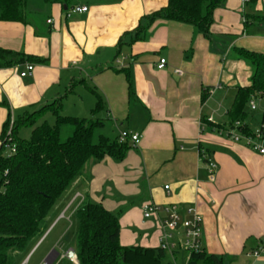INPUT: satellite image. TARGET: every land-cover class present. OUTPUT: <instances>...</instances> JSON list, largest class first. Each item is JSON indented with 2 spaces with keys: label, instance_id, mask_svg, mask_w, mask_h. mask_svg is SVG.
Masks as SVG:
<instances>
[{
  "label": "crops",
  "instance_id": "obj_1",
  "mask_svg": "<svg viewBox=\"0 0 264 264\" xmlns=\"http://www.w3.org/2000/svg\"><path fill=\"white\" fill-rule=\"evenodd\" d=\"M167 1L76 0L88 11L67 18L62 4L28 0L26 22L0 20V48L25 55L0 66V149L9 119L58 99L63 115L100 122L97 141L101 135L117 139L124 130L141 134L122 160L105 156L89 162L56 201L45 234L20 264L41 248L40 261L50 263L60 260L59 245L76 251L78 202L67 207L77 193L120 213L124 246L160 245L162 231L153 217L144 218L145 203L177 204L182 221L195 206L203 217L207 254L223 264H264V257L250 255L264 238V157L221 133L229 128L238 88L251 84L252 65L238 49L264 53V0H226L215 10L209 37L191 24L158 18L144 39L133 41L145 17ZM161 58L167 59L163 69L157 67ZM29 63L33 74L22 76ZM99 96L103 107L94 111ZM69 126H61V138L64 130L73 134ZM209 161L217 165L214 173ZM183 232L181 222L174 240L181 241ZM165 253V263L189 262L182 248Z\"/></svg>",
  "mask_w": 264,
  "mask_h": 264
},
{
  "label": "trees",
  "instance_id": "obj_2",
  "mask_svg": "<svg viewBox=\"0 0 264 264\" xmlns=\"http://www.w3.org/2000/svg\"><path fill=\"white\" fill-rule=\"evenodd\" d=\"M46 4H62L67 9L77 5L76 0H43ZM226 0H168L167 4L147 15L146 25L140 24L133 41L145 38V31L158 18L191 24L206 37L214 22L215 10ZM28 0H0V20L26 22ZM252 65L251 84L240 87L228 111L229 128L240 121L242 132L253 131L246 124V107L253 96H264V53L238 49ZM23 53L0 48V66H9L24 60ZM31 58V57H30ZM128 76V74H127ZM129 83L130 79L128 78ZM209 97L204 93L203 100ZM103 107L98 97L94 111ZM62 101L55 100L32 113L14 120L11 140L5 125L0 149V264H15V253L25 250L46 232V217L56 201L84 175L91 161L110 156L122 160L131 148L129 140L110 139L104 135L94 142L100 122L84 117L65 116ZM55 117L54 124L45 115ZM73 126V134L61 139V126ZM22 126L32 127L30 138H20ZM261 129L264 131V112ZM7 144L15 151L4 156ZM78 225L76 253L80 264H171L165 263L166 253L160 247L124 246L120 242V213H112L102 204L83 201L74 214ZM188 264H223L220 257L207 254L204 249L193 252Z\"/></svg>",
  "mask_w": 264,
  "mask_h": 264
},
{
  "label": "built area",
  "instance_id": "obj_3",
  "mask_svg": "<svg viewBox=\"0 0 264 264\" xmlns=\"http://www.w3.org/2000/svg\"><path fill=\"white\" fill-rule=\"evenodd\" d=\"M88 11V7L82 6V5H75L65 11V16L67 18L73 16L76 13H84ZM48 22H51V20H48ZM167 65V59L161 58L159 63L157 64V67L159 69L165 68ZM34 64H27L26 70L21 72L22 76H30L33 74L34 71ZM175 73L183 74L182 70L176 69ZM256 96H253L249 102V106L251 109H256V103L254 101V98ZM209 121H212V117L208 118ZM14 125V120L10 121L9 129L7 131V141H10L11 138V132ZM240 126H242V123L240 121L235 123L234 128H227L222 129L221 133L227 136L228 138L234 140V141H244L247 146L252 148L254 151L259 153L264 157V131L260 128L257 132H252L251 134H247L242 132L240 129H238ZM120 141H126L129 140L132 145L139 144L141 140V134L139 132H133V131H121L119 135ZM12 152L15 151V145L14 144H7ZM217 168V165L209 161L208 162V170L210 173H214L215 169ZM165 189H169V185L165 186ZM84 197L77 193L72 200L70 201L67 208H70L73 204L78 202L76 207L74 208V213L76 209L83 203ZM165 212L167 217L162 218L161 212ZM186 214L189 216V218H186L182 221V214L180 207L177 204L162 206L160 204L156 203H150L147 202L143 205V216L144 218H154L161 231L162 235L160 238V245L159 247L164 250L165 252L174 253L175 250L178 247H184L190 255L193 252H199L203 250V243H202V235H203V217L202 214L197 210L195 206H191L186 209ZM62 217H65V211L61 214ZM182 222L184 226V239L181 242H175L173 241L174 232L176 231L178 225ZM251 256L260 258L264 257V238L260 242V244L255 248L251 253ZM59 259H69L73 264H80L78 260V255L76 251L69 249L65 252L58 253ZM22 264H26V261ZM40 264H55L50 263L49 261L44 260Z\"/></svg>",
  "mask_w": 264,
  "mask_h": 264
},
{
  "label": "rangeland",
  "instance_id": "obj_4",
  "mask_svg": "<svg viewBox=\"0 0 264 264\" xmlns=\"http://www.w3.org/2000/svg\"><path fill=\"white\" fill-rule=\"evenodd\" d=\"M31 9V5L29 4V7H28V17H33L34 16V13L30 10ZM254 101L256 103V107L257 109H250L249 108V104L247 105L246 107V111H247V117H246V121L248 122V124H250V126L252 127V131L253 132H257L258 130H260L261 128V117H262V114L264 112V97H255L254 98ZM48 122L50 124H54V117L52 114H48L46 117H45ZM246 122V124H247ZM68 127V126H66ZM69 127H72V126H69ZM98 129V128H97ZM96 129L95 131V137H94V142H97V139H98V135H99V131ZM31 132H32V127H29V126H22L18 132V136L20 138H30L31 136ZM65 132H68L67 130H64L63 133H62V140H66L67 137L64 136ZM68 134H72V131H70V133L68 132ZM68 135V136H69ZM110 138H113V136H109ZM12 153V150L11 148L6 145L3 149V154L4 156H8ZM73 221L75 223V225L77 226L76 224V221H75V218H73ZM75 229V227H74ZM73 232V231H72ZM176 232V231H175ZM174 232V233H175ZM75 233H76V229H75ZM74 234V232H73ZM182 239L181 241L184 239V232H183V236L181 235L180 236ZM71 238V237H70ZM177 239V238H176ZM39 239H35L33 240L29 245L28 247L23 250V251H19V252H16L15 253V257H14V260H15V264H20V262L25 259L27 257V254L28 252L33 248V245H35V243L38 241ZM173 241L174 238L172 239ZM181 241H177V242H181ZM72 246L74 249H76V236L75 234L73 235V238H72ZM176 242V241H175ZM66 247H61L59 245V247L57 248V251H59V253H62V252H65L66 250ZM178 248H182V250H185L187 251L184 247H178ZM177 248V249H178ZM176 249V250H177ZM41 251H42V248L39 249L38 251H36L35 253L31 254L27 260H26V264H40L41 261ZM188 252V251H187ZM183 254V253H182ZM167 255V253H166ZM55 264H73L69 259L65 258V259H60L58 262H56Z\"/></svg>",
  "mask_w": 264,
  "mask_h": 264
},
{
  "label": "water",
  "instance_id": "obj_5",
  "mask_svg": "<svg viewBox=\"0 0 264 264\" xmlns=\"http://www.w3.org/2000/svg\"><path fill=\"white\" fill-rule=\"evenodd\" d=\"M65 9H67V6H64ZM56 254L58 255V253L56 252Z\"/></svg>",
  "mask_w": 264,
  "mask_h": 264
}]
</instances>
